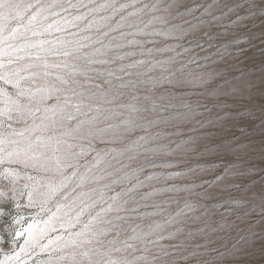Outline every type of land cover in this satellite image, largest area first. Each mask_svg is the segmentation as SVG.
<instances>
[{"label":"rangeland","instance_id":"1","mask_svg":"<svg viewBox=\"0 0 264 264\" xmlns=\"http://www.w3.org/2000/svg\"><path fill=\"white\" fill-rule=\"evenodd\" d=\"M40 2L63 7L42 35L10 42H45L12 67L46 62L72 103L46 131L5 112L0 132L23 131L20 148L61 137L85 155L63 176L0 166V262L264 264V0Z\"/></svg>","mask_w":264,"mask_h":264},{"label":"snow or ice","instance_id":"2","mask_svg":"<svg viewBox=\"0 0 264 264\" xmlns=\"http://www.w3.org/2000/svg\"><path fill=\"white\" fill-rule=\"evenodd\" d=\"M57 7H63V5L44 4L40 0H37L36 3H31L29 0H0V69H3V71H0V80L16 89L13 94H8L3 89H0V97L3 98L0 103L5 104V108L0 109V116L7 112L8 118L12 119L13 113H16L17 122L26 121L29 118L35 121L39 118L41 125L38 130L40 131H46L56 125L57 116L67 111L72 103V96H69L65 89L58 87L56 82L47 80L50 73L46 71L49 67L46 62L41 65H35L42 67L45 71L29 75L23 74L25 69L12 67L16 60L22 59L19 55H15V59H13L14 54L26 51L28 47L43 49L44 41H40L38 44L20 45L19 47L10 42L21 36L27 37L28 33H31L32 36L42 35L40 26H42L43 21H47L53 14L59 15L58 12L53 13V9ZM46 28L47 30H52L53 28L56 31L62 30L58 25L51 23L47 24ZM6 42L9 44L7 50L4 48ZM48 43H60L62 45L63 41H49ZM64 54L67 55L69 53L66 52ZM27 55L30 56L31 53ZM35 59L42 60L46 58H42L37 53ZM27 67L30 69L34 65L29 64ZM55 81H58L60 85L69 84V81L59 74L55 76ZM33 84L36 85L35 88L32 87ZM262 84H264V77H262ZM261 95L264 96V91H262ZM75 109L77 111L80 110L79 103L75 104ZM262 111H264V105H262ZM67 118L73 119L74 117L69 115ZM2 127L3 123L0 122V128ZM9 128L11 129V125H9ZM77 131H79V126ZM16 135L23 137L24 132L17 133L15 129H12L7 134V138H5L4 132H0V166L16 164L23 168H32L45 172L54 170L56 175L63 176L67 169L77 167L78 163L76 162L85 155V146L83 144H73L61 137H40L36 140L35 148H33L31 141L25 148L14 147V145L19 144L17 140L13 139ZM65 135H68V133H65ZM89 135H91L90 132L82 134L79 138L86 140ZM5 145L8 146L5 147ZM76 148H79L78 152L74 151ZM261 156L264 159V142H262ZM9 171V169H5L6 173ZM11 174L13 177L16 176L14 171ZM28 179L31 180L32 177L29 176ZM49 188L53 193L58 191L54 184L50 183ZM2 195L3 193H0V196ZM261 200V207L264 210V196L261 197ZM17 207H19V204H17ZM3 215L4 213L0 211V216ZM25 231L31 234L32 225H28ZM22 234L23 232H15L14 236L19 237ZM88 242L90 243L91 241ZM0 243H3V241H0ZM12 243H15V239ZM260 251L264 255V235L261 236ZM0 264H6V262H0ZM108 264H116V262L109 261Z\"/></svg>","mask_w":264,"mask_h":264}]
</instances>
